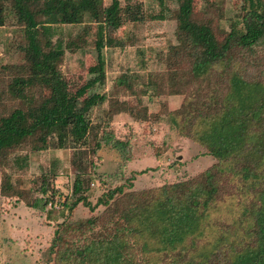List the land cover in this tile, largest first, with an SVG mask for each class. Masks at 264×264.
<instances>
[{
  "label": "trees",
  "instance_id": "obj_1",
  "mask_svg": "<svg viewBox=\"0 0 264 264\" xmlns=\"http://www.w3.org/2000/svg\"><path fill=\"white\" fill-rule=\"evenodd\" d=\"M6 1L22 27L24 44L19 51L24 63L12 67L16 74L4 90L9 100L20 103L8 115H0L1 177L10 179L4 171L9 166L28 167L26 155L15 154L18 150H45L52 139L56 149L74 151L75 159L88 147L100 161L107 157L119 162L114 174L98 177L111 186L93 204L83 194L60 204L67 215L77 204L90 213L97 207L102 210L56 224L42 254L44 264H264V63L258 55L264 53V0H245L221 39L215 37L209 19L196 17L191 0H178L172 13L175 43L165 56L180 67L163 76L150 75L148 85L154 91L165 88L167 97L179 99L177 108L163 116L178 137L205 149L214 163L188 179L135 190L131 182L125 187L117 183L133 159L134 134L129 130L126 138L117 140L108 125L119 114L133 119L138 112L147 120L145 109L117 100L119 92H143H135L124 75L114 79L110 94L94 92L105 79L100 39L95 44L96 63L87 69L92 77L70 93L58 66L64 50L73 53L85 47L89 28L82 27L66 42H52L51 27L80 21L75 16L74 22H67L74 14L65 10L69 0ZM77 1L82 12L95 17L90 0ZM106 1L107 28L125 16L130 22L142 20L139 3ZM116 15L119 22H114ZM39 86L47 89L46 97H34ZM94 108L97 114L91 118ZM158 116L152 119L159 122ZM85 173V167H75L72 195L87 181ZM0 195L40 210L58 196L48 187L47 175L36 190L15 189L2 181Z\"/></svg>",
  "mask_w": 264,
  "mask_h": 264
},
{
  "label": "rangeland",
  "instance_id": "obj_2",
  "mask_svg": "<svg viewBox=\"0 0 264 264\" xmlns=\"http://www.w3.org/2000/svg\"><path fill=\"white\" fill-rule=\"evenodd\" d=\"M191 1L196 17L209 19L213 23V32L217 39H221L224 33L229 31L230 20L240 15L239 8L245 3V0ZM78 2L69 0L65 10L74 13L68 17L67 22H74V17L77 16L79 23L51 27L52 42L56 38L66 42L78 34L82 27L89 28L84 36L85 47L73 53L64 50L58 66L68 91L74 92L92 77L87 74V69L96 63L95 44L101 39L103 46L100 54L104 62L105 79L102 85L95 87L94 92L108 95L113 92L114 79L120 75L127 76L133 90L143 94L129 95L119 92L117 100L126 101L136 109H145L149 116L147 120H141L138 112L133 119L117 116L108 125L117 140L126 138L129 130L134 134L131 150L135 162L133 165H127L124 173L117 178V183L125 187L131 182L134 190L158 187L188 179L212 165L214 160L207 155L205 149L190 140L178 137L177 132L163 116L167 110L177 108L179 99L167 97L165 88L154 91L148 85L150 75L163 76L166 70L180 67L179 64L169 62L165 56L169 47L175 43V22L172 13L177 8L178 0H120L121 5L139 3L142 20L130 22L129 17L125 16L118 25L108 28L103 23L106 0H90L95 12L94 18L91 14L82 12ZM2 5L4 23L0 27V115L3 116L16 109L20 103L17 100H9L4 90L8 80L16 74V68L12 67L19 68L24 63L23 55L19 51L24 40L22 27L17 23L9 2L3 0ZM114 22H119L118 15L114 17ZM258 55H261L263 64L264 53ZM2 66H9V70H1ZM257 72L260 74L259 69ZM33 93L34 97L43 98L48 95L43 86H39V90ZM97 110L92 109L91 118L97 114ZM156 114H159V122L152 119ZM54 140L50 141L49 148L45 150H18L15 154L26 155L28 167L24 165L20 170L10 166L5 168L4 171L9 174L10 179H3L0 170V184L6 181L15 189L22 190H36L40 179L47 175L48 187L53 188L60 197L55 196L54 204L40 210L27 208L16 198L0 195V264H44L42 254L49 245L56 224L64 220L84 219L102 210L97 207L90 213L85 207L77 204L70 215H67V210L60 208V204L64 199L72 200L82 194L93 204L99 195L111 186L101 184L98 177L114 174L118 171L119 162L107 157L100 161L88 147L82 149V154L75 159L74 151L56 149ZM78 165L85 167L84 177L87 181L79 192L72 195L71 183L75 167ZM140 171L145 172L135 175ZM32 197L39 198V194L33 193Z\"/></svg>",
  "mask_w": 264,
  "mask_h": 264
},
{
  "label": "crops",
  "instance_id": "obj_3",
  "mask_svg": "<svg viewBox=\"0 0 264 264\" xmlns=\"http://www.w3.org/2000/svg\"><path fill=\"white\" fill-rule=\"evenodd\" d=\"M169 98H172V97H169ZM173 98H175V97H173ZM168 107V106H167ZM170 110V109H169ZM147 115H148V113H147ZM117 116H124V117H127L126 119H131V118H129L127 115H124V114H119V115H117ZM117 116H115V117H117ZM114 117V118H115ZM113 118V119H114ZM132 121V120H131ZM130 124V123H129ZM133 133V132H132ZM133 162H135V159H131L130 161H128L127 163H126V167H125V169H124V171L127 169V165L129 164V165H131ZM133 165V164H132Z\"/></svg>",
  "mask_w": 264,
  "mask_h": 264
}]
</instances>
